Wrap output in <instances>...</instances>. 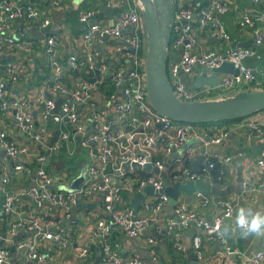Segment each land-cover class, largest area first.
<instances>
[{"label":"built area","instance_id":"2783aa9c","mask_svg":"<svg viewBox=\"0 0 264 264\" xmlns=\"http://www.w3.org/2000/svg\"><path fill=\"white\" fill-rule=\"evenodd\" d=\"M50 1L53 7H59L65 0ZM170 1L172 23L167 53L180 52L176 62L167 64V73L172 91L180 100L211 99L237 89L264 90L262 64H246L250 58L261 60V53L253 46H236L223 20V15L231 11L233 0ZM249 1L253 7L239 11L233 17V23L241 32H253V44L262 46L264 8L260 6L264 0ZM103 7H117L114 23L94 20L101 7L79 10L77 19L84 27L80 34L81 51L70 53L62 61L57 54L56 36L45 32L51 25L48 15L25 0H0V55L11 57L0 61V150L4 154V160L0 162V264H51L49 253L43 251L46 244L64 248L72 241L64 229L54 228V224L59 217L69 220L72 205L77 200L86 203L93 199H97L100 212L96 214L90 236L99 244V264H163L153 249L154 236L144 239L149 249L147 258L132 254L123 259L110 241L115 228L131 239L144 236L150 229L154 234L164 232L175 253L185 252L186 231L192 230L190 249L196 260L203 257V241H217L223 247L225 260L235 256V264H264V237L260 249L246 253L219 235L222 224L234 217V205L229 201H214L209 195L196 192L194 196L201 207H209L212 203L209 217L198 214L181 200L172 207L176 218L159 215L168 201L167 196L158 193L164 181L170 185L200 178L205 181L212 171H216L217 182L224 180L232 157L226 154L217 158L213 147L222 145L229 138V129L179 122L156 111L148 100L145 86L146 36L138 1L106 0ZM13 22L22 26L18 35L8 32ZM32 28L43 32L38 44H34L29 36ZM201 33L220 40L221 49L203 48L198 41ZM107 39L115 42V50L124 53L127 61L125 69H118L111 75L115 89L105 101L110 114L92 98V92L100 82L97 77L109 74L108 66L96 48ZM39 51L44 53L45 61L31 69L32 75L42 79L37 89L41 104L39 117L41 122L51 121L59 127L56 139L50 143L45 141L35 122L28 100L22 95L10 97L6 92L8 87L14 88L22 81L27 71L23 59L28 63ZM224 61L232 63L238 74L223 75L221 82L211 90L190 88L179 77L180 73L191 74L197 65L214 68ZM67 74L71 76L68 84L63 80ZM57 99L60 100L59 108L54 112ZM6 115L12 117L18 131L32 142L31 147L7 134L3 127ZM243 126L247 139L262 145L256 159V171L260 174L264 169V121H246ZM76 135L87 151L86 179L76 191L55 190L54 179L63 182L68 176L61 173L54 177L45 166L46 159L67 149L69 141ZM190 139H197L198 143L182 150ZM174 149L182 151L168 164L166 160ZM237 155L241 156L243 152L239 151ZM197 156L200 165L195 169L191 162ZM126 162L141 166L150 163L159 174L148 171L145 176H128L122 168ZM12 177L21 184L10 189ZM147 186H151L154 193H146ZM241 186L244 193L254 188L248 180H243ZM138 191L143 195V213L133 214L131 206L121 205L122 194ZM26 197L34 204V210L27 215L17 208ZM88 249L83 250L85 257L89 256Z\"/></svg>","mask_w":264,"mask_h":264},{"label":"crops","instance_id":"0c3cea01","mask_svg":"<svg viewBox=\"0 0 264 264\" xmlns=\"http://www.w3.org/2000/svg\"><path fill=\"white\" fill-rule=\"evenodd\" d=\"M29 3L35 4L40 8L44 15H48L51 19V25L46 29L45 32L53 33L57 38V54L64 60L70 53H77L81 51L80 34L84 27L77 20L78 11L85 8L101 7V12L95 16V21L107 24H113L116 17L115 8H104V2L106 0H65L59 7H53L50 0H25ZM253 6L249 0H233L231 11L223 15V20L226 23L227 30L234 40L239 42H245L254 39V33L249 31L241 32L233 23V17L241 10L251 9ZM264 8V3L261 4ZM22 26L19 22H13L11 29L8 32L13 34H20ZM33 29V28H32ZM24 31V29H23ZM34 44H38L39 39L42 38L43 32L31 30L29 33ZM198 41L205 49H221V45L216 43L214 39L207 37L204 33L200 34ZM101 53V59L108 66L109 74H103L97 77L100 82L96 84V90L92 92V98L99 103L107 114L110 111L105 105L106 91L103 92L100 87L101 85L106 86L107 80L112 81V73L118 69H125L127 67V61L124 59V53L119 54L115 50V42L112 39H107L102 46L96 47ZM259 52L261 53V60L247 59L246 64L254 65L260 62L264 68V45L259 46ZM178 51L175 54L168 55L167 64L170 65L178 60ZM12 56V55H11ZM13 57V56H12ZM5 58H11L9 55L1 54L0 61ZM23 63L26 65L27 71L20 80L16 87H8L7 94L10 97L22 95L28 100L29 108L33 112L35 122L42 130L45 136V141L50 143L56 139L58 126L53 124L51 121L41 122L39 117V109L41 104L37 99V89L42 79L36 75H32L31 69L33 65L42 63L45 61V55L42 52H37L34 55V59L26 60L23 59ZM43 65V63H42ZM204 66L197 65L193 72L189 75L180 73V79L190 88H193V81L202 73ZM32 75V76H31ZM97 75V73H96ZM184 75V76H182ZM221 78L223 77L220 76ZM262 78V77H261ZM65 83H70L71 76L67 74L63 79ZM215 86H202L201 88H213ZM195 89V88H194ZM214 90V89H213ZM239 90V89H237ZM236 90V91H237ZM211 92V91H210ZM233 92H227L225 94H232ZM246 121H264V113L256 112L249 116L243 117L238 121H231L225 123H214L208 125L224 126L229 129V138L220 146L213 147V154L220 158L226 154L232 157L224 180L217 182L216 171H212L209 178L205 182L214 183L211 194L209 197L214 201H229L234 205V217L227 223H232L235 219V211L240 206H251L254 208L264 209V169L259 174L256 171V159L262 150V145L254 139H247V131L243 124ZM3 127L7 134L15 139L17 142L32 146V142L26 136H23L16 128L15 122L10 115H6L3 121ZM198 143L197 139H190L183 147L184 150L188 145ZM68 148H64L61 153L51 154L48 156L45 162L47 170L53 173L54 177L61 173H67V180L60 182L55 180L54 189L60 190L70 185L71 181L79 174V172L86 167L88 163L87 151L80 144V137L76 135L68 143ZM182 150L174 149L173 153L167 158V163L171 164L172 161L181 153ZM242 151L243 155L238 156L237 152ZM4 160V154L0 150V162ZM193 168L197 169L200 165V157H194L191 162ZM248 180L253 189L247 193L243 192L241 181ZM20 185L21 182L16 178L12 177V184L10 189L15 185ZM136 193H123L121 205L126 203L132 207L131 201L135 197ZM1 196V193H0ZM179 200L184 202L189 207L193 208L198 214L209 217L212 213V207H201L195 199V196L181 193ZM93 207H82L77 208L76 204L72 205V214L69 220L65 221L59 217H56V223L54 228L61 227L65 230V234L69 235L72 239L70 245L67 247H60L55 244H46L43 251L49 253V260L51 264H99L98 249L99 244L97 241L90 236V232L95 225L97 219L96 214L100 212L97 206V199H93L89 202ZM18 209L22 210L25 215L31 213L34 210V204L31 198L26 197L25 202L18 204ZM143 208L137 209L136 214H142ZM173 215L172 208L165 206L159 215ZM187 232V231H186ZM193 233V231H192ZM147 236L155 237V245L153 249L158 254L161 262L167 264L175 262L176 264H189V255L186 253L190 249V235H187L184 243L186 250L184 253H175L172 250L169 239L165 233L154 234L153 230H147L144 236L137 239L127 238L117 228L113 229L110 235V241L113 247L118 251L123 259L128 258L132 254H137L142 258H147L149 249L144 239ZM262 237H248L242 238L236 230V234L227 238L230 244L239 250L246 253H252L257 249H260ZM89 248V256L83 255V250ZM203 257L196 260L195 264H235L237 258L231 256L225 260L224 250L221 244L217 241H203ZM191 250V249H190ZM224 260V261H223Z\"/></svg>","mask_w":264,"mask_h":264},{"label":"water","instance_id":"95a60500","mask_svg":"<svg viewBox=\"0 0 264 264\" xmlns=\"http://www.w3.org/2000/svg\"><path fill=\"white\" fill-rule=\"evenodd\" d=\"M136 1L139 3L146 36L144 66L145 86L148 100L156 111L173 120L191 123L230 120L264 111V90L259 89L237 90L232 94H223L211 99L194 101L180 100L172 91L167 73V51L172 23L171 1ZM115 10H117V7H115ZM214 40L218 44L221 43L218 39ZM234 44L236 46H253L255 49H259V46L253 44V40L245 42L235 40ZM202 73V75L200 74L193 81V88L198 89L202 86H217L221 82L220 76L225 74L236 75L238 74V70L232 63L224 61L218 67H203ZM121 85H123V82ZM59 101V99L55 101L54 112H58ZM122 168L143 169L159 174V170L152 167L150 163L141 166L134 162H126L122 165ZM85 174L86 167L79 172V174L71 181L70 185L62 188V190L66 192L76 191L85 181ZM31 184L33 183L31 182ZM213 186L214 183L205 182L202 178L195 181H186L185 183L175 182L172 185L167 184L164 181V184L158 193L167 196V206L172 208L179 200L181 193L194 195L196 192H199L209 195L212 192ZM144 191L149 194L154 193L151 186L145 187ZM142 196V193L138 191L131 201L133 214H136L137 209L140 208ZM76 207H93V205L77 200ZM209 207H212V203L209 204ZM173 216L176 218L177 215L174 213ZM186 234L191 235L192 230H188ZM186 253L189 255V264H195L196 259L192 251L188 249Z\"/></svg>","mask_w":264,"mask_h":264},{"label":"clouds","instance_id":"9594fccd","mask_svg":"<svg viewBox=\"0 0 264 264\" xmlns=\"http://www.w3.org/2000/svg\"><path fill=\"white\" fill-rule=\"evenodd\" d=\"M242 238L264 237V209L251 206H240L235 211V219L232 223H223L219 235L226 239L236 234Z\"/></svg>","mask_w":264,"mask_h":264},{"label":"trees","instance_id":"16d2710c","mask_svg":"<svg viewBox=\"0 0 264 264\" xmlns=\"http://www.w3.org/2000/svg\"><path fill=\"white\" fill-rule=\"evenodd\" d=\"M78 21V20H77ZM79 22V21H78ZM107 85L106 86H102L100 87V89L105 92L106 91V97L114 91L115 87H114V84L113 82H110L109 80H107ZM241 118L243 117H240V118H235V119H230V120H223V121H217V122H205V123H201V124H204V125H210V124H214V123H225V122H231V121H238L240 120ZM57 134H58V131H57ZM57 137V136H56ZM64 149V148H63ZM125 174L128 175V176H145L148 174V171L146 170H143V169H125ZM127 206H130L129 203L127 204Z\"/></svg>","mask_w":264,"mask_h":264},{"label":"rangeland","instance_id":"374dc122","mask_svg":"<svg viewBox=\"0 0 264 264\" xmlns=\"http://www.w3.org/2000/svg\"><path fill=\"white\" fill-rule=\"evenodd\" d=\"M235 25V24H234ZM213 95H215V94H213Z\"/></svg>","mask_w":264,"mask_h":264}]
</instances>
